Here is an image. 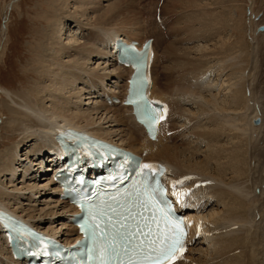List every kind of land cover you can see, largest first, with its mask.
Listing matches in <instances>:
<instances>
[{
	"label": "bare ground",
	"instance_id": "6f19581e",
	"mask_svg": "<svg viewBox=\"0 0 264 264\" xmlns=\"http://www.w3.org/2000/svg\"><path fill=\"white\" fill-rule=\"evenodd\" d=\"M51 1L54 5H56V2L58 3V9L54 6V11L50 13L48 18L46 17L45 20L49 22L47 26L50 29L43 37L46 40L44 39L45 41L43 40L44 42L40 46L38 45L40 47L38 50L40 58L36 63L38 66L35 69L36 74L34 76L40 78V83L31 90L34 96L30 95L35 99L27 97V94L18 95L14 93L8 102L3 103L4 108L8 111V118L2 125L13 133H19L21 136L19 144L27 139L35 140L36 144L41 139L43 141V143L36 145L32 151L33 156H37L34 161L29 163L32 168L42 173L50 169L53 164L57 165V148L53 144L52 137L59 127H70L86 132L96 138L112 142L119 149H127L132 153L142 155L145 160H157L165 163L168 166L169 177H166V181L170 190L172 182L169 180L174 181L177 177H181L183 178L181 181L184 189L196 187L195 190H202L205 193L203 196H207L202 201L200 199L190 201L188 195L191 190L187 194L184 192L182 195L187 202L185 213L188 218L190 241L193 238V240L199 242V239H195L196 236L194 237L196 233L192 225L195 220L190 211L201 212L202 215L206 209L213 206L212 213L208 218L202 215L206 222L204 228L201 227L203 224L198 222L202 231L212 235L211 242L205 243L207 259L203 261L198 258L196 261H191L195 250L190 252V249L186 247L179 259L172 264H264V174L262 173L264 168V55L254 42L256 36L263 35V32H256L255 30L251 32L250 45L245 41L230 43L227 39L223 40L220 34L226 30L235 32L240 26L233 20H231L232 23L228 22L230 25L226 24L228 19H231L226 17V11L229 12L226 10L227 7L223 12L224 16L226 14L225 17H222L221 10L215 11L224 4H221L223 1L213 0V2L204 6L200 4L199 0H169L164 6L166 14H171L178 8V11L183 12L182 15L188 16L187 13L190 14L189 10L192 11L191 14L198 13L199 18L202 17L203 22L208 24L204 27H207L210 32L203 37L213 41L217 38L216 44L219 43V47L212 54H216L215 58H218L215 62L221 64L220 66L216 64L220 70L218 74H215L216 71L205 70V67L200 64L202 61L199 60V57L198 59L196 57L198 64L193 63L191 58L187 59L185 54L180 52L179 47L174 46L173 40L170 39L172 37L171 33H176L179 30L178 25L174 26L173 24L176 16L175 19L164 17V21L168 25H166L167 28L171 24L173 25L169 28L168 35L166 34L168 32L165 33L159 29L158 23L155 20L153 21L151 17L157 2L148 0L145 5H143L144 3L141 5L142 2L139 3V0H114L107 9L105 8L101 12L98 10L99 22L92 25L93 28L91 29L97 31V34L89 35L91 36L89 41L91 45H97V42L100 43L97 46V52L92 55L94 59L92 61L97 62L98 67L101 63H104V66L99 67L101 72H97L83 68L87 61L86 55L93 50L89 42L73 47L72 44L68 46L69 40L63 44L59 34L55 36V33L59 32V23L56 19L64 14L63 10L68 8L69 0ZM80 2L84 7L89 5L91 9L100 6V1L97 0H83ZM138 5L142 6V17L141 14L139 15ZM212 6L214 8H209ZM194 16L191 17L194 18ZM3 18L6 20V15ZM181 19V16H179L178 21ZM5 20L2 21V35L5 33ZM187 24L186 21V29L190 28V25L187 28ZM182 27L184 26L182 25ZM121 28L128 33L123 30L120 31ZM185 28L183 29L186 35L187 30ZM243 28H241V31H243ZM194 29H197V27ZM189 32L191 33L192 30ZM200 34L202 35V33ZM186 36L188 37V35ZM113 37H120L122 41L136 40L138 42L143 38L152 37L151 85L148 94L150 97L163 100L167 108V117L158 125V131L154 139H150L144 134L142 128L131 115L130 109L121 103L126 87L125 78L129 70L117 64L115 60V53L112 46H110ZM68 47L74 48V52L78 57L75 60L67 61L63 65H56L60 54L67 52L70 49ZM160 49L162 50L161 55L157 53ZM212 54L208 56H213ZM102 55L103 59L106 60L105 62ZM159 62L161 69L158 71L157 65ZM167 62L170 65L166 66L165 63ZM112 66H114V69L110 71V68H113ZM226 69L229 72L228 76L233 77L227 79V86L230 85L232 88H229L230 91L228 90L231 93L230 96H227L229 98L224 97L221 106L218 103L217 95H214L211 91L213 90L212 86L205 84L207 85L205 86L206 89L202 88L198 85V81L202 82L201 77L205 78L206 73H209L210 77L212 74L219 77ZM112 76L115 78L113 81L107 79ZM215 79L217 80V78ZM79 80L87 84L86 92L88 89L95 91V94L90 96L95 97L97 103L95 102L86 111H79V107L71 109L69 107L71 101L59 95L63 93V90L67 91L69 89L67 86ZM106 80L115 85L111 92L106 90L108 86ZM230 80H233L232 83ZM117 81H119V84ZM96 86H98V89H96ZM78 93H73V97H79L80 94ZM205 93L208 96L204 95ZM115 98L118 99L116 103L113 101ZM75 102L76 100H72V105ZM183 102H192L196 105L198 111L206 114L207 120H209L208 124H205L206 127H197L199 125L197 118L199 119V117L193 114L192 116L189 115V122L187 120L186 125L193 124L194 126L186 127L188 131L186 130V133L184 130L185 133L182 135L195 139L198 144L191 140L183 144L185 137L183 136L184 139H180V132L182 131L178 130L177 125L174 127L173 124H170V114L175 112V115L180 117L188 111V109L182 108L181 103ZM48 104L49 106H47ZM254 119L260 121L258 126L252 124ZM102 123H106L105 126L110 129L108 134L114 137V140H118L117 142H114L109 135L103 133V129L99 126ZM196 124L198 125L196 126ZM222 137L226 139L227 146L220 144ZM178 141L179 145H174ZM199 143L203 144L207 153L200 161H197L199 154L202 153ZM17 145L7 147L0 152V176L14 175L15 166L13 164L18 161V155H16ZM25 159H28V157ZM43 163H47L46 169H41ZM23 171L24 175H28L26 168ZM197 184H199V187L196 186ZM58 189L59 187L52 183L50 178L46 183H28L22 190L16 187L6 189V185L0 183V208L24 220L35 229H41L52 237L69 235L64 237V245L69 246L78 238L72 223H63L62 230L56 234L51 232V229L50 231L49 229L46 230L40 225L41 221L48 216L49 218L55 215L70 217L72 213L76 212L71 205H65L64 200L59 198ZM39 191L42 193L46 191L50 195L58 197L57 200L48 198L47 200L53 201L51 204L47 200L37 203L44 204L46 207L42 213L35 212L32 214L31 212H34V209L25 213L24 210L9 206L3 198L5 197L7 200L15 199L16 201L19 194L21 195L24 192L27 193L26 198L31 200L32 196L39 193ZM196 197L199 198V196ZM211 197L215 199L213 202H210ZM197 212L196 214H198ZM201 239H204V237ZM184 257L187 260L183 263ZM21 262L19 259H13L9 254L5 238L0 232V264H22Z\"/></svg>",
	"mask_w": 264,
	"mask_h": 264
},
{
	"label": "rangeland",
	"instance_id": "374dc122",
	"mask_svg": "<svg viewBox=\"0 0 264 264\" xmlns=\"http://www.w3.org/2000/svg\"><path fill=\"white\" fill-rule=\"evenodd\" d=\"M80 1H83V0H69L68 1V8L64 9V10L62 9L64 14L59 16L57 18L58 20L56 19V21L59 23V26H58L59 32L55 33V36H58V34H59V37L61 38L60 40L63 44L67 43L69 40L68 46H70L72 44V45H74L73 47H78L79 45L87 44L90 41V37H91L89 35L97 34V31H92L91 29L93 28L92 25L97 24L99 22L98 10H100V12H101V11L105 10V8L107 9V7L114 0H103V1L97 0V1H100V6L92 8V9L89 8L90 7L89 5L84 7ZM147 1L148 0H139V3L142 2L141 5L143 3H144L143 5H145V3H147ZM153 1L157 2V3H155V6L153 8L154 11L152 10L153 16H151V17L153 18L152 19L153 21L154 20L159 21L156 23H158V27L160 30H162V32H165V33L168 32V33H166L168 35L169 34V28H171L173 26L171 24V26H169V28H167L168 25L164 21V17L167 16L171 19H173V18L175 19V16H176V19H175V21H173L174 22L173 24H174V26H176V24H177L178 28L181 32L178 30L176 32L177 34L174 32L171 33L172 37L170 40H173L172 43H174V46H176V48L179 47L181 49L180 52L184 53L185 57L187 59L191 58L193 63L198 64V60H196V57H197V59L199 57V60L201 59L200 61H202V62H200V61L199 62L201 65H203V67H205V70L207 69L211 72L216 71L215 74L216 73L218 74V71L220 70L219 66L221 63L219 62V60H218V62L220 64L215 62V61H217L218 58H215L216 54L213 55L212 53H214L215 49H218L217 47H219V43L216 44L217 38H215V40L213 41L212 39L209 40L207 37H203V36H206L207 34H209L210 32L208 31L207 27L206 28L204 27L205 25L208 26V24L203 22L202 17L199 18L198 13L197 14L194 13L195 14V16H194V14H191L192 11L189 10L190 14L189 13H187V14L191 18L190 19L187 15H182L183 12L181 13V11H178L179 8L176 9L171 14H166L164 11V6L167 4V2L169 0H153ZM220 1H223L221 4H223V3L224 4L220 7H218L215 11L218 12L221 10L220 12L223 15V12H224L225 8L227 7L226 10H228L229 12L226 11L227 16H226V14H225V16L228 18H231V19L227 18L228 21L226 24L228 25L229 24L228 22L232 23L231 20H233V22L235 21L236 23H238V26H240L239 29L236 30L235 32H229L227 30L224 31V33L220 34V37L221 38L223 37V40H226V39L229 40L230 43L231 42L232 43L233 42L240 43L241 41H245L246 43H248L250 45V43H251L250 40L252 38L250 36L251 32H253L255 30V27L258 24L264 23V0H220ZM199 2H200V4L205 6V5L213 2V0H199ZM54 6L57 7V9H58V3L56 2V5H54V3H52L51 0H0V152L4 151L7 147L9 148L12 145L18 144L17 145L18 148L16 151V155H18V158H17L18 161H16L14 163L15 165L13 164V166H15V169L13 171L14 175L11 176L8 174L7 176L5 175V177L3 175L0 176V183H2V185H6V189H11L13 187H16V188L22 190V188L25 187L26 185H28V183L33 184L35 182V183L41 184V183H46L49 180V169L42 172V173H39V171L34 170L35 168H32V166L29 164L30 161H34L35 158L37 157V156H33L32 151L35 149L36 145L43 143L42 139L38 144H36L35 140L33 141V139L32 140L30 139L31 141L29 139H27L26 141L19 144L20 140H21V136L19 135V133H13L8 128L5 129V127H3L2 124L8 118V111L4 108L3 103L8 102L9 98L14 93L18 94V95L27 94V97L35 99V98L31 97V96H34L33 92H31V90L34 87H36L37 84L40 83L39 82L40 78H37L34 76V74H36L35 69L38 66L36 63L39 61V58H40L38 55L39 54L38 50L40 48L39 47L40 44L46 40L45 38H44L45 39L44 40L43 37L45 34L48 33L50 28L47 26L49 24V22L46 21L45 19H46V17L48 18V16H50V13L52 11H54ZM152 6H151V8H152ZM47 8H48V10H47ZM59 8H60V6H59ZM209 8H214V7L212 6ZM46 11H47V13H46ZM138 12H139V15L141 14V17H142L143 16L142 15L143 14L142 13V6L138 7ZM180 13H181V15H180ZM4 15H6V20H5V18H3ZM179 16H181V18H182L180 21H178ZM191 16L192 17L194 16V18H192ZM225 16L223 15L222 17H225ZM186 17H188V18H186ZM4 20H5V33H4V35H2L1 28H2V21H4ZM198 20H199V23H198ZM186 21L188 23L187 28L190 25V28H188V29L185 28L186 27V25H185ZM190 23L192 24V26ZM182 25L184 27H182ZM191 27L193 29L197 27L198 31H197V29H194L195 30L194 31ZM139 28L141 29L140 24H139ZM183 28H185L187 30L186 35H188V37L185 35V30ZM199 28H200V30H199ZM204 28H205V31H204ZM241 28H243V31H241ZM122 30L125 31V29L121 28L120 31H122ZM191 30H192V32L190 33L189 31H191ZM201 30H203V31H201ZM90 31L92 33L88 34L87 32H90ZM188 32L190 33V35ZM126 33H128V32H126ZM199 33H202V35L201 34L199 35ZM169 36H171V35H169ZM195 36H198V37H195ZM228 36H230V37L228 38ZM254 42L256 45H258L259 51L261 53L262 52L264 53V45H263L264 37H263V35L260 34L259 36H256V39ZM89 43L91 45V42H89ZM99 44L100 43L97 42V45L96 44L91 45L93 50L90 52V54L86 55L87 61L85 63V67H83V68L90 69V70L97 71V72H101L99 67L104 66V63H101V65H99V67H98L96 64L97 62H93L94 59L92 58L93 53L97 52V46H99ZM57 45H59V43H57ZM68 48H70V47H68ZM71 49L72 48L67 50V52H65L64 54L63 53L60 54L59 60L56 63V65H63L67 61L75 60L78 57V55L75 54V52H74V48L72 50ZM261 49H263V50H261ZM157 53H159V55H161L162 50L160 49L159 52L157 51ZM263 53H262V55H264ZM211 54L214 57L208 56ZM102 59H103V55H102ZM207 59L209 60V62ZM103 61L105 62L106 60L103 59ZM159 64H160V62L157 65L158 71H159V69H161V65H159ZM168 64H169V62L165 63L166 66ZM216 64H218L219 66L217 67ZM109 66H111V65L109 64ZM112 67L113 68H110V71L112 69H114V66H112ZM223 71L225 73L223 72L221 75H219V77H217L215 75L213 76V74L210 77L209 73H206L204 75V76H206L205 78L203 76L201 77L203 79L202 82L198 81V85H200L202 88H205V86H207V85H209L210 87L212 86L211 88H213V90H211V91L214 95H217L218 103L221 106L223 104V103H221L223 98L224 97L229 98L227 96H230V94H231V93H229V91L232 87L230 85L227 86V84H228L227 79L233 78L232 76H228L229 75L228 69H226V71L225 70H223ZM199 77H200V75H199ZM215 78H217V80ZM107 79H109L110 81H113L115 78H113V76H112L111 78H107ZM231 81H233V80H230V82ZM106 83H108L106 90L108 92H111V89H113L115 85L111 84V82H108L107 80H106ZM117 83L119 84V81H117ZM205 84H207V85H205ZM86 85L87 84L83 83L81 80L75 81V82L71 83L70 86H67V88H69V89H67V91L63 90V93H61L59 95L68 99L69 101H71L69 103L70 104L69 107L71 109H73L75 107H79V111H86V110H88V108H91L92 105H94V103L97 101L95 97L90 96V95H94L95 91L88 89L86 92V89H87ZM96 89H98V86H96ZM226 90H227V92H226ZM76 92H79L78 93V94H80L79 97H76V96L73 97L74 96L73 93H76ZM208 92L209 91L207 90V93ZM207 93H205L204 95L208 96ZM72 100H76L75 104H73V105H72ZM181 105L183 106L182 107L183 109H185V110L188 109L189 112L186 111L184 113V115L180 116V117L178 115L176 116L175 112H174V114L170 115V124H173L174 127L177 125L178 130H181L183 132V133L180 132V134H181L180 139L181 138L184 139V137H185L184 141L182 142L183 144H185L186 142H189L190 140L192 142L195 141L198 144V141H196L195 139L190 138L187 135H185V136L182 135L187 130L186 127L194 126L193 124L186 125V123L189 122V120H188L189 115L191 114L190 116H192V114H193V115L199 117V119L197 118V122L199 124V125L196 124V126L198 125L197 127H199V126L206 127L205 124H208L209 120H207L206 114H204L201 111H198L196 109V105H194L192 102H183V103H181ZM47 106H49V104ZM187 120H188V122H187ZM259 123H260V121L257 124L253 123V120H252L253 125L258 126ZM105 125H106V123H102L99 126L103 129L102 130L103 133H105L106 135H109L108 132L110 129L108 127H106ZM184 125H186V126L184 127ZM187 131H186V133H187ZM109 137L114 142L118 141V140H114V137H112L110 135H109ZM225 140L226 139L222 137L220 144L222 143V144H225L224 146H227ZM178 143H179V141L174 143V145L178 146L179 145ZM200 146H201V152L202 153H201V155L199 154L197 161H200L201 158H203L204 154L207 153V151L205 150L206 148L204 149V147H203V144H200ZM202 147H203V149H202ZM29 151H30V153H29ZM26 157H28V159H25ZM25 168H26V172L28 173V175L27 174L24 175L23 169L25 170ZM46 168H47V163H43L41 169H46ZM31 177H33L35 181L33 180V178L30 179ZM30 180H33V181H30ZM9 184H11V185L9 186ZM196 186L199 187V184H197ZM25 191H28V190H25ZM202 192H203V194H205L204 191H202ZM256 192H257V190H256ZM190 193H191V191H190ZM200 194H201V191H196L192 197H194V196L196 197L197 195H200ZM205 196L202 195V196H200V198L196 197L194 199L195 200L200 199L202 201V199L205 200L207 198V196H206V198H205ZM26 197H27V193L23 192L21 195L19 194L18 198H16V201H15V199L7 200V198H5V197H3V198L5 200V203L7 202L9 204V206H11L12 208H17L18 210H24L23 212H25V213H28L29 210L31 211L34 209V212H31L32 214H34L35 212L36 213H38V212L42 213L46 209L44 204H37V203L42 202V200L45 201L48 198H50V199L52 198V200H57V198H58V197H56V195H50L46 191L43 193L41 191H39V193H35L32 196L31 200L27 199ZM50 199L47 200V202H49V204H51L53 202V201H50ZM214 200H215L214 197H213V199L211 197L210 202H213ZM61 203L63 204V202H61ZM64 204L67 205L66 203H64ZM64 204H63V206H65ZM212 209H213V206L206 209V211L204 213H202V215L205 218H208L210 216V214L212 213ZM217 209H219V208H217ZM197 213L198 214H196L195 211L191 210V214L197 216L196 217L197 219L196 218H194V219H196L200 224L202 222L203 226L206 225L205 219H203L202 215L200 214L201 212H197ZM42 215L44 216V214H42ZM66 217H64V216L59 217V216L55 215L53 217L50 216V218H49V216H48L47 218H44L41 221L40 225L43 226L44 228H46V230L49 229V231H50V229H51V232H53V233L55 232L54 234H56V233L60 232V230H62L61 229L62 224L67 223V220L65 219ZM209 226H211V225L209 224ZM38 228H40V227H38ZM207 228H205V229L207 230ZM194 232H195V230H194ZM198 234H200V233H198ZM198 234H197V237L199 236ZM207 235H208L207 232H206V235L204 234V232H203V234L201 232L200 238L199 237L197 238V239H199L200 243L196 240L195 241L196 243L193 242L189 245L190 246L189 247L190 252L195 250L194 256L192 257L191 261L192 260L196 261V259H198V258H200L203 261L207 259V256L205 254V251H206V249H205L206 244L205 243H209V242H211L210 240H212V235L211 234H209L208 236ZM67 236H69V235L58 236V237H60L59 241L64 243V240H65L64 237H67ZM210 236H211V238H210ZM203 237H204V239H201ZM5 255L7 256L8 254H5ZM198 255H200V256L198 257ZM185 257L182 260L183 263L186 262V260H187ZM185 264H187V263H185ZM206 264H208V263H206Z\"/></svg>",
	"mask_w": 264,
	"mask_h": 264
},
{
	"label": "snow or ice",
	"instance_id": "6c2138e0",
	"mask_svg": "<svg viewBox=\"0 0 264 264\" xmlns=\"http://www.w3.org/2000/svg\"><path fill=\"white\" fill-rule=\"evenodd\" d=\"M131 102L138 104L142 122L151 131L156 110L143 96ZM139 167L140 187L134 201L87 209L84 228L94 242L98 264H167L169 259H179L176 253L183 250V222L173 219L164 190L149 183V177L158 172L157 166L145 163ZM149 210L151 216H145Z\"/></svg>",
	"mask_w": 264,
	"mask_h": 264
},
{
	"label": "water",
	"instance_id": "95a60500",
	"mask_svg": "<svg viewBox=\"0 0 264 264\" xmlns=\"http://www.w3.org/2000/svg\"><path fill=\"white\" fill-rule=\"evenodd\" d=\"M257 29H259V30L264 29V24L257 26Z\"/></svg>",
	"mask_w": 264,
	"mask_h": 264
}]
</instances>
